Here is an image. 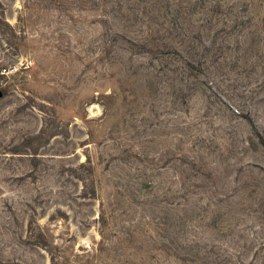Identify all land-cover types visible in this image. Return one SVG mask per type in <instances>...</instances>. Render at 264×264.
I'll return each instance as SVG.
<instances>
[{"label": "rangeland", "instance_id": "obj_1", "mask_svg": "<svg viewBox=\"0 0 264 264\" xmlns=\"http://www.w3.org/2000/svg\"><path fill=\"white\" fill-rule=\"evenodd\" d=\"M264 0H0V264H264Z\"/></svg>", "mask_w": 264, "mask_h": 264}, {"label": "trees", "instance_id": "obj_2", "mask_svg": "<svg viewBox=\"0 0 264 264\" xmlns=\"http://www.w3.org/2000/svg\"><path fill=\"white\" fill-rule=\"evenodd\" d=\"M261 139H262V141L264 142V139H263V137H261Z\"/></svg>", "mask_w": 264, "mask_h": 264}]
</instances>
